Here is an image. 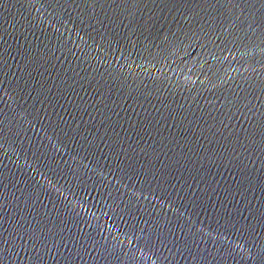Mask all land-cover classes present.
<instances>
[{"label":"water","instance_id":"95a60500","mask_svg":"<svg viewBox=\"0 0 264 264\" xmlns=\"http://www.w3.org/2000/svg\"><path fill=\"white\" fill-rule=\"evenodd\" d=\"M0 264H264V0H0Z\"/></svg>","mask_w":264,"mask_h":264}]
</instances>
